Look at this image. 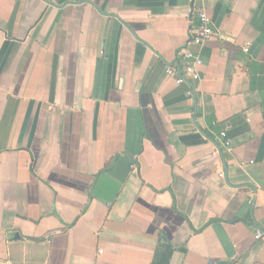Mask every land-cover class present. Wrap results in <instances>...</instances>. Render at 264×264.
I'll return each mask as SVG.
<instances>
[{"label":"crops","instance_id":"1","mask_svg":"<svg viewBox=\"0 0 264 264\" xmlns=\"http://www.w3.org/2000/svg\"><path fill=\"white\" fill-rule=\"evenodd\" d=\"M196 6L0 0V264H264V0Z\"/></svg>","mask_w":264,"mask_h":264},{"label":"built area","instance_id":"2","mask_svg":"<svg viewBox=\"0 0 264 264\" xmlns=\"http://www.w3.org/2000/svg\"><path fill=\"white\" fill-rule=\"evenodd\" d=\"M202 0H192V5L194 7V11L196 12L198 24L194 31L191 33L192 36L190 37V45L195 47H201L203 44L206 43L210 39L213 34L210 20L207 17L205 11L200 7L196 6L198 2ZM247 51V48L244 49ZM180 57V64L177 66H169L165 68V73L168 77L173 78L174 82L177 85L180 84H189L191 88L193 85L202 80V75L200 73L199 68L202 65V60L200 55L196 52L190 50H182L179 54ZM219 145L214 147L213 154L219 155L221 151L227 150L230 147V142L226 137L225 131H222L218 134ZM219 177H223L221 173ZM264 238V229L257 230L255 233V239H262Z\"/></svg>","mask_w":264,"mask_h":264}]
</instances>
